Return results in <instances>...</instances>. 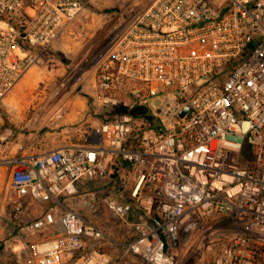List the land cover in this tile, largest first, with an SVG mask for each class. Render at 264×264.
Returning <instances> with one entry per match:
<instances>
[{"label": "built area", "instance_id": "1", "mask_svg": "<svg viewBox=\"0 0 264 264\" xmlns=\"http://www.w3.org/2000/svg\"><path fill=\"white\" fill-rule=\"evenodd\" d=\"M95 1L0 0V108ZM89 73L111 121L85 143L0 158L25 264H111L97 252L76 258L87 240L109 239L87 216L102 205L120 220L136 212L137 235L123 245L150 264H175L215 217L230 224L213 264H264V0H151L110 24ZM111 166L114 192L65 207ZM28 197L54 207L22 224ZM51 229L54 237L33 239Z\"/></svg>", "mask_w": 264, "mask_h": 264}, {"label": "rangeland", "instance_id": "2", "mask_svg": "<svg viewBox=\"0 0 264 264\" xmlns=\"http://www.w3.org/2000/svg\"><path fill=\"white\" fill-rule=\"evenodd\" d=\"M150 2L151 0H97L92 9L80 17V22L78 21L76 25L64 31L62 34L64 38L55 42L32 69V71L36 70L32 85L14 91L0 108V158L13 152L12 144L21 134L27 138L36 132L44 133L46 130L58 129L57 125L61 121L58 117L64 116L69 109H63L58 113L59 111L55 109V106L61 103L54 102L53 97L63 94L87 96L91 85L89 84L90 75H85L83 72L86 70L87 61L95 49L104 42L110 24L124 15L146 9ZM108 21L109 24L105 27L104 25ZM74 31L75 34H73ZM75 48L76 50H74ZM63 50L68 53V56L62 60L59 53ZM74 51L76 56L73 54ZM47 53L49 54L48 60L45 57ZM93 90L95 93L92 96L91 116L87 124L86 138L102 123L113 119L111 108L98 102L96 100L97 91ZM120 109L126 110L123 107ZM48 111L50 112L48 113ZM3 175L6 176L5 169L0 167V224L9 223L12 227H19L18 224L7 221L8 218H6L13 209V201L16 197L8 179ZM116 177L117 171L114 166H111L105 178L86 184L85 187L82 186L78 199L71 197L65 207H84L88 199L87 195L92 191L101 195L104 191L111 194L114 192ZM104 208L107 207L99 208L97 213L105 214ZM62 212L64 211L62 210ZM41 214L38 212L34 213L33 216L36 218ZM108 214L110 226L104 229L109 239L95 241L96 243H114V240H123L117 234L118 228L122 225V220L109 212ZM228 224L230 221L224 217H215L202 223L193 233L191 239L186 242L183 250L176 258L175 264H213L216 253L226 244L220 239V230ZM16 231L21 237L20 229L16 228ZM127 231L123 233L126 234ZM16 234L18 233L16 232ZM38 235L39 239H45L54 237L56 232L51 229Z\"/></svg>", "mask_w": 264, "mask_h": 264}, {"label": "crops", "instance_id": "3", "mask_svg": "<svg viewBox=\"0 0 264 264\" xmlns=\"http://www.w3.org/2000/svg\"><path fill=\"white\" fill-rule=\"evenodd\" d=\"M96 1L94 5L96 4ZM108 24L109 21L104 26L106 27L108 26ZM73 34H75V31ZM63 36L60 38L63 39L64 38ZM74 50H76V48ZM67 54L68 53L65 50H63L61 53H59L60 59L62 60L65 59L68 56ZM73 54L74 56H76L75 51ZM45 57L48 60L49 54L47 53ZM34 73H36V70L35 71L33 70L31 73H29L27 77H25V79L17 86L15 91H18L23 87L31 86L32 82L34 81L33 79ZM89 75H90L89 84L91 85L89 86V94L87 96L86 95L72 96L69 94H63L58 97L57 96L53 97L54 102L61 103L55 106V109L59 111L58 113H60V111L63 109L65 110L69 109V111L65 112L64 116L61 115V117H58L59 119H61V121L57 125L58 129L46 130V132L44 133L36 132L32 134V136L27 138L21 134L16 140V142L12 144L11 149L14 153L11 152L8 154H15L23 150L38 155H42L48 151L56 150L74 144L85 143L87 139L85 135L88 132L87 124L89 122V117L91 116L90 106L92 102V96L95 93L93 90L95 89L94 76L91 73H89ZM49 112L50 111H48V113ZM5 172H6V176L5 175L3 176H5V178L8 179L9 175L6 169ZM65 200L67 203L70 199L67 198ZM24 204H25V210L22 219V224L28 223L40 217L41 215H43L45 211L54 207V205L51 203L37 202L30 197L25 199ZM101 207L103 208L105 207V205H102L99 208ZM99 208L97 210H99ZM97 210L89 212V214L87 213V216L89 215L88 217L101 228L103 229L109 228L110 221H108V215H109L108 212L109 213L111 212L109 211L108 208H104L103 210H105L106 213L99 214L97 213ZM38 212H41L42 214L34 218L33 216L34 213H38ZM60 213H61L60 211H57L58 216ZM6 218H8L7 221L9 222L11 221L13 223L11 219V212L8 213V217ZM136 219H137L136 212H134L132 213L129 219L122 220V225L120 226V228H118L117 231L119 237L123 238L122 241L114 240L113 241L114 243L106 242L99 244L96 243L94 240L89 239L85 242L83 249L76 255V258L79 261H82L84 257H87L93 252H97L100 254L107 255L109 257L111 264H120L123 262V260H127L130 264H150L149 262H147L146 260H144L139 256H135L132 254L127 255L126 249L124 248L123 245V243L130 241L136 237L137 235L135 231ZM19 227H12V225L9 223L5 225L0 224V264H25V258L27 256L26 241H24L20 237L19 232L16 231V228ZM125 231H127L126 234L123 233ZM16 232L18 234H16ZM38 236L39 235L35 236L33 239L44 240V239H39Z\"/></svg>", "mask_w": 264, "mask_h": 264}, {"label": "trees", "instance_id": "4", "mask_svg": "<svg viewBox=\"0 0 264 264\" xmlns=\"http://www.w3.org/2000/svg\"><path fill=\"white\" fill-rule=\"evenodd\" d=\"M242 156H243V158H245L247 160L253 159L252 147L249 143H244L243 149H242Z\"/></svg>", "mask_w": 264, "mask_h": 264}, {"label": "water", "instance_id": "5", "mask_svg": "<svg viewBox=\"0 0 264 264\" xmlns=\"http://www.w3.org/2000/svg\"><path fill=\"white\" fill-rule=\"evenodd\" d=\"M188 109H185L183 112H182V116L185 115V113L187 112ZM148 111V109L146 107H142V106H139V107H136L134 109V112L135 113H146Z\"/></svg>", "mask_w": 264, "mask_h": 264}]
</instances>
